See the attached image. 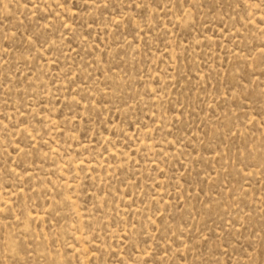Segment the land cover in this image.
I'll return each instance as SVG.
<instances>
[{
  "label": "rangeland",
  "instance_id": "obj_1",
  "mask_svg": "<svg viewBox=\"0 0 264 264\" xmlns=\"http://www.w3.org/2000/svg\"><path fill=\"white\" fill-rule=\"evenodd\" d=\"M0 264H264V0H0Z\"/></svg>",
  "mask_w": 264,
  "mask_h": 264
}]
</instances>
